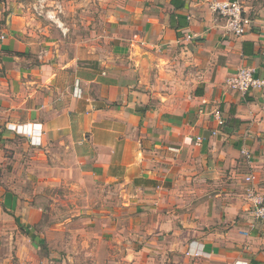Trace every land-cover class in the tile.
<instances>
[{
    "label": "crops",
    "instance_id": "crops-1",
    "mask_svg": "<svg viewBox=\"0 0 264 264\" xmlns=\"http://www.w3.org/2000/svg\"><path fill=\"white\" fill-rule=\"evenodd\" d=\"M41 1L0 0V230L19 264H264L244 198H264V90L223 84L264 76V0H240V36L220 0ZM47 211L71 212L55 224L82 252L40 253Z\"/></svg>",
    "mask_w": 264,
    "mask_h": 264
},
{
    "label": "built area",
    "instance_id": "built-area-1",
    "mask_svg": "<svg viewBox=\"0 0 264 264\" xmlns=\"http://www.w3.org/2000/svg\"><path fill=\"white\" fill-rule=\"evenodd\" d=\"M209 8L215 14L216 19L221 21L222 28L228 34L240 36L246 33L249 29L250 18L245 13L244 7L240 0H220L210 3ZM187 39H191L192 35L187 34ZM255 68L250 66H241L233 73L227 74L223 84L229 90L237 91L241 94H246L253 89L264 90V76L255 75ZM217 125H223V119L219 107L213 109L212 112ZM202 138L196 137L197 143H200ZM255 180L253 174L245 176V181L251 183ZM244 198L251 206L250 212L253 218L264 220V198L255 189L247 185L244 191ZM197 254V253H195Z\"/></svg>",
    "mask_w": 264,
    "mask_h": 264
},
{
    "label": "rangeland",
    "instance_id": "rangeland-1",
    "mask_svg": "<svg viewBox=\"0 0 264 264\" xmlns=\"http://www.w3.org/2000/svg\"><path fill=\"white\" fill-rule=\"evenodd\" d=\"M31 0H27V2H29ZM40 2H42L41 0H33V4L32 6L36 3H38V7L40 6ZM33 8L34 11H36L35 7H31ZM43 11H45V4L43 5V8H42ZM9 173H11V170L10 169H7ZM59 186L60 187H54L53 190H50L49 192L53 193V194H58L60 195V190H64L66 193L68 192V190H70L71 192H74L73 190L71 189H68V185L66 183H63V182H60L59 183ZM76 192V191H75ZM56 197H58L56 195ZM71 212H65V213H50V211H47L45 213H43V216H42V219H41V225L40 227H46L43 228L42 232L45 234L43 236V240L44 241H41L42 244H41V247L39 249L40 253L44 255V253H47V252H50L53 251V252H58L59 254H62L63 252H67L66 249L68 250H72L73 251H83L82 250V245H79V244H66L65 246H62L61 244V238L66 239L65 243H67V240H70L69 239V235H72L71 234V230H68L69 228H65V229H62L60 228V225H56L55 223L57 222H60L61 220H63V217H67L68 215H70ZM11 222V220L9 218H1L0 219V226L4 225V224H7ZM54 228V229H53ZM10 227H4V229H1L0 230V264H19V256H17L15 254V251H17V248L16 247H12L11 244H8V239H6V237H9L10 238V234L6 235L8 232H10ZM6 235V237H5ZM5 237V238H4ZM47 237L51 238V237H55V238H58L56 242L54 243H51L50 241L47 242L46 239ZM7 244V245H6ZM63 247L66 249H63ZM83 247H86V246H83ZM24 249V247H22ZM88 248V247H86ZM5 254V255H4ZM72 263V262H71Z\"/></svg>",
    "mask_w": 264,
    "mask_h": 264
}]
</instances>
